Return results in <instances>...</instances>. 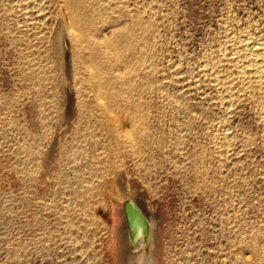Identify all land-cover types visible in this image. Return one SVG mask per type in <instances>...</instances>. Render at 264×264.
I'll return each mask as SVG.
<instances>
[{
  "label": "rangeland",
  "instance_id": "obj_1",
  "mask_svg": "<svg viewBox=\"0 0 264 264\" xmlns=\"http://www.w3.org/2000/svg\"><path fill=\"white\" fill-rule=\"evenodd\" d=\"M92 3L109 20L150 21L148 61L136 72L137 97L155 146L143 149L134 165L123 159L122 171L130 191L142 195L158 217V264H264V243L257 241L264 237V117L258 112L264 105L256 94L239 91L223 56L230 40L264 34V0ZM59 19V0H0V264H117L116 205L94 192L96 181L81 164L86 162L76 149L77 136L60 141L70 150L57 149L62 158L57 155L60 160L44 177L52 178L41 175L46 142L34 138L39 125L33 121L45 112L39 88H51L57 105L61 98L54 41ZM137 43L143 49V39ZM144 72L149 89L141 83ZM219 75L236 84V96L218 89ZM26 167L37 170L26 178ZM78 185L90 191L82 193ZM243 255L250 257L245 263Z\"/></svg>",
  "mask_w": 264,
  "mask_h": 264
},
{
  "label": "bare ground",
  "instance_id": "obj_2",
  "mask_svg": "<svg viewBox=\"0 0 264 264\" xmlns=\"http://www.w3.org/2000/svg\"><path fill=\"white\" fill-rule=\"evenodd\" d=\"M59 8L63 20L60 21L59 19L60 26L56 30V36H54L55 40H53L55 41L57 48V67L60 69L59 76H57L60 77L59 79L61 80L59 83L61 87V90H59L61 98L57 105L54 102L53 94L50 93L51 88L49 91L46 87V93L42 88H37L38 91L36 96L38 101L40 100L42 102L44 108L40 107V109H43L45 112L42 117L34 118L35 120L33 119L34 124L39 125V133H36L37 137L36 135L33 137L36 138L37 141L41 140L43 143L44 141L46 142L45 145L43 144L45 148L42 152L44 153H41L42 157L40 156L41 165L40 163H37L41 166V169L39 168L41 170V175L43 178L46 177L47 173L51 170L52 165L54 164L56 166L55 163L60 160L57 156H61L60 154H57L58 148L63 149L64 151L65 149H69L68 145V148H66L60 143V141L66 139L69 134L75 137L77 136V141H79L80 144L76 149L80 151L78 153L81 154L84 158V162H86L81 164H84V168L87 167L85 169H89L88 175L95 178L93 181H96V184L93 182L95 184L94 192L107 194L111 199V202L116 205V227L113 232L118 250L117 264H158L160 251L158 217L153 211L146 207L142 195H135L130 191L128 183L123 175L124 172L122 171L123 159L127 158V160H131V164H133L132 161L136 164L140 157V152L143 149L152 148V145L155 146L151 140L152 130L147 126L148 115L145 114L143 106L137 97V89L139 87L137 85V79L139 76L136 71L138 70V67H142V65L148 61V54L144 48L145 46L150 45V21L147 18L139 19L137 16L135 18L132 17L127 22H120L115 20L116 18L109 20L104 11L98 9L95 4H91V0H59ZM98 22H102L99 29L95 27V24ZM108 28H112L109 33H102L103 30ZM68 36H71V41ZM141 38L144 41V46L143 49L137 50V42H139V39ZM223 56L229 67L232 69L231 71L235 76L233 77L240 83L239 91L245 92L246 95L247 93L256 94L262 105H264V34L256 37L252 36L244 37L239 40H230V44L225 48ZM230 75H228V77ZM221 77L222 76H220V79ZM47 79L51 82L50 77H47ZM140 79L144 87L149 89L150 76L148 75V72H144ZM229 79L230 78L223 79L222 77L221 80H218V89H220L222 93H227L226 96L233 97V95H237L233 94L235 93L234 90H237L233 89V86L236 84L233 83L234 85L232 86L231 80L229 81ZM213 80L216 81V78ZM49 84L50 83H48V85ZM146 89H143V91L146 92ZM58 100L59 99H57V101ZM185 104L187 103H184V105ZM228 106H230V103ZM34 107L36 106H33V108ZM54 109L58 112L56 114L58 118L54 119L57 120V125L55 127L52 125ZM259 111L261 114L260 116L264 117V106L260 107L258 112ZM34 124L33 126H35ZM28 127L30 126L28 125ZM36 128H38V126H36ZM47 134H50V137H46ZM30 139L32 138L30 137ZM177 141L175 142L177 143ZM71 143L66 142V144ZM32 145L34 144L32 143ZM72 145L71 147H73ZM34 146L38 147V145ZM30 147L32 146H29V148ZM32 149H30V151ZM38 149L41 148L39 147ZM80 154L78 155L79 157ZM73 155L75 154H72V156ZM75 156L77 159V155ZM143 156L145 157V155ZM192 157H194V155ZM60 158H62V156ZM65 160H68L67 157H65ZM64 161L63 163H65ZM69 161L71 162V160ZM30 162L31 161H29L28 164H30ZM65 165H67V163ZM74 166L72 168H74ZM59 167L65 169L63 168V164L61 166L58 165V168ZM137 167L140 168L139 165ZM22 168L24 169V167ZM77 168H75V170H77ZM31 169L26 167V175L23 174V176H28L26 178H29L31 177L30 175L37 170V168L34 171ZM22 170L21 172H23ZM78 174L80 175V173ZM81 174H83V172H81ZM49 178L52 177H48L47 180H49ZM79 178L81 177L79 176ZM65 179L66 177H64V180ZM57 180L58 179L55 181L57 182ZM61 180L64 181L63 178ZM74 180L75 183H77L78 180ZM65 181L68 180L66 179ZM49 182H47V184ZM68 182H71V180ZM72 183H74V181ZM81 186L82 185H78L80 190L83 187ZM87 188L90 189L88 186ZM87 191L88 190H85L82 193ZM91 197H93V195ZM257 241L264 243V237H258ZM248 257L249 256L247 255H243L242 262H247Z\"/></svg>",
  "mask_w": 264,
  "mask_h": 264
}]
</instances>
